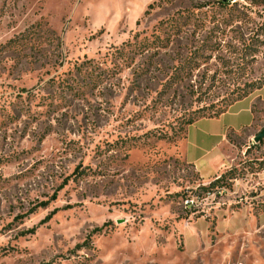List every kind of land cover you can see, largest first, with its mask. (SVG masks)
Segmentation results:
<instances>
[{"label":"rangeland","instance_id":"rangeland-1","mask_svg":"<svg viewBox=\"0 0 264 264\" xmlns=\"http://www.w3.org/2000/svg\"><path fill=\"white\" fill-rule=\"evenodd\" d=\"M263 85L264 0H0V264H264V101L182 155Z\"/></svg>","mask_w":264,"mask_h":264},{"label":"crops","instance_id":"crops-1","mask_svg":"<svg viewBox=\"0 0 264 264\" xmlns=\"http://www.w3.org/2000/svg\"><path fill=\"white\" fill-rule=\"evenodd\" d=\"M258 100L264 101V85L234 102L218 117L202 118L187 126L185 139L189 140L182 152L183 158L206 182L219 177L228 164L229 135L239 134L254 125V106Z\"/></svg>","mask_w":264,"mask_h":264},{"label":"trees","instance_id":"trees-1","mask_svg":"<svg viewBox=\"0 0 264 264\" xmlns=\"http://www.w3.org/2000/svg\"><path fill=\"white\" fill-rule=\"evenodd\" d=\"M224 1H226V0H221V2H224ZM247 96L248 95L244 93V95H242V97L234 100L230 105H232L234 102L239 101V100H241V99H243V98H245ZM224 112H226V110H222L221 109V110H218V111L214 112L213 115H209V116L202 115V116H199L197 118H193V119H191V120H189L187 122V126L193 124L195 121H197L199 119H202V118H214V117H218L219 115H221ZM231 172H232V170L229 171V172H227V173H223L221 176H219L216 179H214L213 181H211L209 183V186L204 187V188L207 189V188H211V187H214V186L218 185L227 176V174H230V176H231L230 179L235 178V176Z\"/></svg>","mask_w":264,"mask_h":264},{"label":"water","instance_id":"water-1","mask_svg":"<svg viewBox=\"0 0 264 264\" xmlns=\"http://www.w3.org/2000/svg\"><path fill=\"white\" fill-rule=\"evenodd\" d=\"M264 137V130L259 132L255 137H254V142L258 143L260 140Z\"/></svg>","mask_w":264,"mask_h":264}]
</instances>
